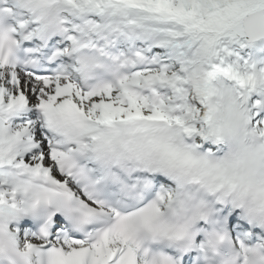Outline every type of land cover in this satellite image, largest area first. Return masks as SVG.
<instances>
[{
    "label": "snow or ice",
    "instance_id": "6c2138e0",
    "mask_svg": "<svg viewBox=\"0 0 264 264\" xmlns=\"http://www.w3.org/2000/svg\"><path fill=\"white\" fill-rule=\"evenodd\" d=\"M0 264H264V0H0Z\"/></svg>",
    "mask_w": 264,
    "mask_h": 264
}]
</instances>
